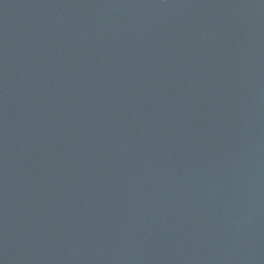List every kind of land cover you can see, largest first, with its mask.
Instances as JSON below:
<instances>
[{
	"label": "water",
	"instance_id": "obj_1",
	"mask_svg": "<svg viewBox=\"0 0 264 264\" xmlns=\"http://www.w3.org/2000/svg\"><path fill=\"white\" fill-rule=\"evenodd\" d=\"M0 264H264V0H0Z\"/></svg>",
	"mask_w": 264,
	"mask_h": 264
}]
</instances>
